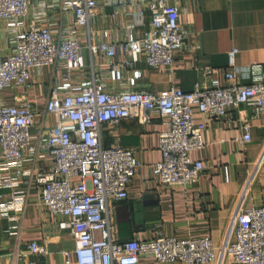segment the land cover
Masks as SVG:
<instances>
[{
  "label": "built area",
  "instance_id": "obj_1",
  "mask_svg": "<svg viewBox=\"0 0 264 264\" xmlns=\"http://www.w3.org/2000/svg\"><path fill=\"white\" fill-rule=\"evenodd\" d=\"M100 1L58 0L62 11L71 12L72 24L54 30L44 19H27L29 0H0V19L13 31V49L0 55V92L29 86L33 69L44 65L60 69L42 107L28 100L14 104L0 100V187L13 188L7 202L0 193L1 214L22 209L23 195L16 185L25 173L40 185L41 203L65 218L63 224L74 241V262L64 250V264H139L141 256L185 263L219 262L227 256L244 264H264V204L237 207L230 221L233 237L220 243L207 236L117 239L110 205L127 197L140 162L132 148L104 146L102 127L126 117L147 123L160 116L165 128L159 133L161 159L153 164V171L166 187L190 185L205 168L201 160L190 157L191 150L204 146L205 124L194 120V110L219 118L243 103L264 112V76L240 84L234 70H225L226 82L209 76V81L191 90L175 85L158 91L134 89L139 71L132 69L124 78L125 67L143 57L151 68L172 69L175 53L184 47L186 31L179 24V9L164 0L149 4V23L141 35L130 29L121 43L105 39L89 44L91 53L108 58L110 76L123 88L95 73L83 75L80 28L88 24ZM118 52L122 56L115 64ZM236 52L233 48L228 53L230 65ZM204 72L211 75L214 68L206 67ZM47 116L53 122L48 123ZM242 138L250 140L247 126ZM44 153L52 159L47 169L22 167L25 160ZM251 178L252 174L248 181ZM45 252L32 240L16 256L24 259Z\"/></svg>",
  "mask_w": 264,
  "mask_h": 264
},
{
  "label": "crops",
  "instance_id": "obj_2",
  "mask_svg": "<svg viewBox=\"0 0 264 264\" xmlns=\"http://www.w3.org/2000/svg\"><path fill=\"white\" fill-rule=\"evenodd\" d=\"M154 0H101L82 33V54L86 63L83 75L95 73L116 88H123L110 76L108 58L91 53L90 43L107 40L124 41L132 29L141 35L150 17L149 4ZM179 9V24L186 31L184 47L175 53L172 69L151 68L140 57L124 68V78L132 69L139 71L134 89L158 91L171 85L185 90L209 81L210 77L226 82L225 70H234L237 83L244 84L264 76V0H164ZM27 19L41 18L55 29L72 24L71 12L62 11L58 0H29ZM107 32V35H104ZM13 31L0 19V55L13 49ZM237 48L234 65L228 53ZM118 52L113 63L120 61ZM206 67L214 68L209 75ZM60 76L58 66L44 65L33 69L30 85L0 92V100L14 104L28 100L42 107L50 84ZM119 85V86H118ZM196 122H203L204 146L190 151L193 160L205 163L199 178L190 185L166 187L153 171L161 159L159 133L165 128L162 118L154 115L147 123L135 117L120 119L114 126H104L100 139L104 146L119 144L134 150L140 162L128 187L127 197L113 201L110 217L117 239H151L156 235L176 238L210 237L220 243L233 237L230 221L237 207L264 204V112L238 104L217 118L194 110ZM53 122L52 116L45 119ZM245 126L250 140H243ZM261 159L259 160L260 156ZM259 160V161H258ZM51 156L44 153L25 160L22 167L47 169ZM255 168V169H254ZM252 174L251 180L248 181ZM23 195L21 210L1 214L0 264H64L63 251L74 262L73 237L63 224L64 217L52 213L41 203L40 185L27 174L16 185ZM13 188L0 187L2 201L11 199ZM46 248L45 253L18 259L16 253L30 241ZM139 264H244L230 257L219 262H159L141 256Z\"/></svg>",
  "mask_w": 264,
  "mask_h": 264
}]
</instances>
